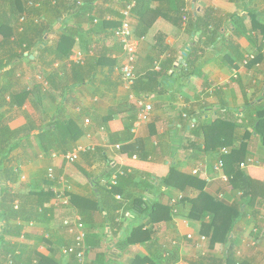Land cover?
I'll use <instances>...</instances> for the list:
<instances>
[{"label":"crops","instance_id":"obj_1","mask_svg":"<svg viewBox=\"0 0 264 264\" xmlns=\"http://www.w3.org/2000/svg\"><path fill=\"white\" fill-rule=\"evenodd\" d=\"M182 2L186 4L183 15L177 12ZM145 3L144 23L135 18L132 21L134 35L141 40L135 87L129 88L123 81L120 72L123 51L113 35L108 34L111 32L79 40L70 58L75 62L77 54L81 53L82 64L84 60L93 62L108 49L111 58L117 62L114 69L107 63L94 65L90 79H86L87 84L73 91L64 108L63 119L75 120L84 130L83 137L68 152L79 144L96 147L94 153L83 155L76 163L81 165L76 174L79 181L72 187L67 185L63 176L57 177L72 166L63 159L68 152L53 150L46 153L37 138L56 120L60 103L59 93L49 91L48 85H45L44 93L38 92L43 80L40 52L36 50L34 54H26L15 61L13 76L6 74L12 66L0 71V201L4 196H12L16 198L15 208L21 204L30 211L35 208L36 194L47 189V183L51 188L54 185L64 187L61 184L69 188V206H56L53 198L46 204V208L51 209L50 215L40 222L8 221L11 226L16 224L23 229L20 236H6V242L13 248H34L58 264H74V257L67 258L62 253L64 247L74 244V238L63 226V221L77 214L87 235L89 253L86 264H99V256L110 251L114 253L111 264H173L170 252L177 253L179 259L175 264H196L202 256L210 253L209 240L206 237L207 242L200 243V237L204 236L200 233L201 223L188 218V204L179 205L178 213L172 214L168 222L155 224L154 236L146 243L127 248L118 246L127 241L134 227L140 224H146V228L151 226L146 214L135 215L133 201L144 197L172 203L180 192L163 187L158 180L166 177L172 167L192 174L201 165L206 168L211 182H206L204 173L198 175L207 186L202 190L188 191L192 198L200 193L199 196L211 203V199H219L224 194L223 200L229 204H247L253 196L252 182L259 185L258 195L264 194V149L259 139L254 138L250 143L249 158L257 163L245 169L246 176L237 191L217 178L213 166L218 154H204L199 149L204 135L200 132L202 128L211 133L214 145L231 133L225 126L217 131L209 127L216 120L237 121L243 126L235 131L234 139L239 144L244 126L250 120L244 113L246 106L256 102L264 105V0H145ZM93 4L95 23L121 19L123 0H97ZM197 15L206 16L213 27L207 32L197 30L194 26ZM81 25L85 31L91 29L90 23L82 22ZM60 28L61 20L50 35V46ZM192 51L193 70L197 68V72L192 70L193 74L186 76L181 73L182 66L183 69L186 67L185 59ZM252 54L256 55L259 67L252 64L241 68L246 57ZM236 68H241L238 79L233 78ZM17 95L21 97L12 103V96ZM137 99H145L153 106V112L149 122L140 125L134 134ZM87 120L90 122L86 123ZM129 137L132 140L128 144L141 146L137 159L131 155L133 149L125 153L116 149L118 144L126 145L125 140ZM53 155L59 157L53 158ZM111 162L118 166L111 170L112 174L120 168L131 170V175L120 181L121 195H118L121 200L117 199L125 201L126 211L118 212L120 219L113 224L112 230L101 227L103 216L99 213L94 215V223L86 224L78 209L85 200H95L97 182L103 192L109 179L104 177L110 170L107 163ZM50 168L56 173L54 183L48 179ZM8 206L0 205V234L7 225L4 216ZM30 223L34 226L30 227ZM188 234H193L194 240H187ZM232 237L238 260L246 264H264V209L257 217L247 214L241 218ZM227 248H217L211 263H223Z\"/></svg>","mask_w":264,"mask_h":264},{"label":"trees","instance_id":"obj_2","mask_svg":"<svg viewBox=\"0 0 264 264\" xmlns=\"http://www.w3.org/2000/svg\"><path fill=\"white\" fill-rule=\"evenodd\" d=\"M95 1L97 0H0V71H4L5 68L12 66L6 74L13 76L15 74V67H13L15 61L24 58L26 54H34L37 50L40 52L39 59L42 61L40 67L42 68L41 78L43 79L38 87V92L44 93L43 91L48 85L49 91L58 92L60 96V103L55 115L56 120L37 136L46 153L53 150L68 152L83 137L84 130L75 120L63 119L64 108L71 99L73 91L87 84L86 79H90V71L93 70L94 65L103 66V64L107 63L112 69L117 65L116 60L111 58L108 49H105L100 57L95 58L93 62L84 60V64H77L70 61L79 40L83 41L86 37L99 36L102 33L108 32H111L108 33L109 35H114L115 30L121 25L120 20H100L95 23L96 18L93 9ZM123 1L124 6L135 2L132 21L135 18L143 24L146 17V13L144 12L145 0ZM185 8L186 4L184 2L179 3L177 12L183 15V9ZM60 20L61 28L58 31L56 40L50 46V35L53 34L54 26ZM207 20L206 16L197 15L194 20L195 28L207 32L210 27H213V23ZM82 22L90 23L91 29L85 31L81 25ZM236 26L238 27V25ZM103 45L106 46V42H103ZM193 57L192 51L185 59L186 67L183 69L181 65V73L186 76L193 74L195 64ZM4 62L6 63L4 64ZM55 64H57V67ZM194 72H197V68ZM89 83L92 84V82ZM20 97L21 95L12 96V103H16V98ZM244 113L248 115L250 120L244 126L245 132L239 139V144L234 139L235 131L238 127L243 128V126L238 124L237 121L220 122V120H216L209 126L216 131L219 130V127L225 126L227 130L231 131L227 137H221L222 142L217 145L212 144L211 133L206 128H202L200 131L204 135L199 149L204 154L214 152L218 154L219 159L223 149L229 150V154L223 156L225 161L224 171L229 177V185L233 191L240 189V181L246 176L245 169H241L240 166L242 163L248 162L249 157H251V141L254 138L259 139L264 149V105L261 102L248 104ZM131 140L132 137L125 140L127 143L126 145H122L121 151L125 153L133 149L131 155L140 156L141 146L134 143L128 144ZM107 164L110 170L108 173H105L104 177L110 178L112 174L111 170H115L118 166L112 165V162ZM158 181L167 189L185 194L184 200L179 205H190L188 218L201 223L202 228L200 233L209 240L210 253L208 252L202 256L196 264H212L211 257L215 258L213 252L217 248L224 246H228V248L224 252L223 263L219 261V264H246V262L237 259L232 236L241 218L247 216V214L257 217L261 209H264V194L258 195L257 193L259 185L252 182L253 196L247 204L238 202L229 204L218 198L211 199L210 203L208 200L203 199V196H199L200 193L196 198H192L191 194H188V191L205 189L207 186L206 182L200 176L180 172L175 167L169 170L166 177ZM96 184L95 188L98 189V192L94 194L95 200H85L84 205L78 209L84 216L86 224L94 223V215L99 213L103 216V225L101 227H109L112 230L113 224L120 219L118 212L126 211V207L124 206L125 201H118L116 198L118 194L121 195L120 186L111 190L106 183L103 193L99 188V182ZM45 188L47 189H42L36 194L37 202L35 208L30 211L25 208L26 206L21 204L16 209V198L14 199L12 196H4L0 201L2 207L3 204L9 205L4 216L7 225L0 234V264H9L10 256L14 257L16 264H58L53 258L37 253L34 248L24 247L18 250L17 247L13 248L5 240L6 236H20L23 231L22 227L16 224L11 226L8 224V221L40 222L43 218L50 215L51 209L46 208V204L52 201L54 195L50 190V183H47ZM133 205L135 215L146 214L151 226L146 228V224H140L134 227L127 241L118 244L122 248L146 243L145 241L150 237L152 239L154 236L153 226L157 223L168 222L173 214L172 204H165L160 200L155 201L151 198L145 199L144 197H140L133 201ZM210 206H214V209H209ZM140 237L143 238L140 240ZM113 254L110 251V253L99 256L97 261L99 264L101 262V264H111ZM170 254H173V264L177 263L179 259L176 257L177 253L170 252ZM103 257H105L106 261ZM115 257H118V255H115Z\"/></svg>","mask_w":264,"mask_h":264},{"label":"built area","instance_id":"obj_3","mask_svg":"<svg viewBox=\"0 0 264 264\" xmlns=\"http://www.w3.org/2000/svg\"><path fill=\"white\" fill-rule=\"evenodd\" d=\"M59 1V0H57ZM135 8V2H131L129 4H126L124 8L122 9L121 12V25L117 30H115L113 38L118 42V44L121 46L122 51H123V63L120 68V72L123 78V81L125 85L129 88H133L136 85V82L138 80L137 76V54H138V49L140 45V41L138 40L133 31L132 27V14L133 10ZM23 21V20H22ZM75 63L79 64L83 61L82 59V54L79 53L76 56ZM251 64H255L256 67H259V63L257 62V57L255 54L249 55L246 57L244 60L242 67L241 68H248ZM241 68H236L233 71V78L238 79L240 75V69ZM136 106L138 108V115H137V122L135 124V127L133 129L132 133H136L137 129L140 125L145 124L149 122L151 114L153 112V106L149 103L146 102L145 99H137L136 100ZM90 121L87 120L86 123H89ZM122 145L123 144H118L116 146V149L118 151L122 150ZM96 151V147L94 145H84V144H79L77 145L72 151L66 153L63 155L64 161L69 164L73 165L79 162V160L82 158L83 155L89 154V153H94ZM229 154L228 149H223L221 151V157L217 160V162L213 166V170L217 176V178L226 185H229V177L225 174V161L223 159V156H227ZM59 156L53 155V158H58ZM137 155L134 156V159H137ZM257 163L254 159H249L248 162L242 163L240 168L241 169H246L249 165ZM205 174L207 173L206 168H204L202 165L199 168H196L193 170L192 174L195 176H198L200 174ZM129 174H131L130 169H124L120 168L117 169L113 174L110 176L109 180L107 181L109 189H113L115 187H118L120 184V181L127 177ZM48 179L51 182H55V170L54 168H50L48 170ZM206 182L210 183L211 178H208L206 175ZM64 187H57L54 185L51 188V191L54 195V202L56 206H62V207H67L69 206V197H68V187H65L66 184H61ZM118 200H121V196L116 197ZM185 194L180 193L176 199L172 201V206H173V214L178 213V207L179 204L184 200ZM220 200L224 199V194H221L219 196ZM16 209H18V206H16ZM34 224L30 223V227H33ZM63 226L66 227L69 230V233L73 236L74 238V244L70 247H64L62 249V253L64 257L70 258L74 257V264H86L87 260V255L89 253V247L87 246L86 243V230L84 227V223L82 222V219L79 215L75 214L73 217H68L65 218L63 221ZM49 237V235H47ZM187 240L192 241L194 240V235L193 234H188L187 235ZM200 243H205L207 242L206 236H201L199 239ZM176 244V243H175ZM177 245V244H176ZM9 264H16L14 258L12 256L9 257ZM179 264H184V263H179Z\"/></svg>","mask_w":264,"mask_h":264},{"label":"rangeland","instance_id":"obj_4","mask_svg":"<svg viewBox=\"0 0 264 264\" xmlns=\"http://www.w3.org/2000/svg\"><path fill=\"white\" fill-rule=\"evenodd\" d=\"M81 167V165L79 164H74L72 166H70L69 170H63L62 173L60 175H58L57 177H64L66 180L67 185L70 187L73 186L74 183H78V177L76 176L77 173H79L78 171V167ZM55 177H56V173H55ZM109 180V179H108Z\"/></svg>","mask_w":264,"mask_h":264}]
</instances>
